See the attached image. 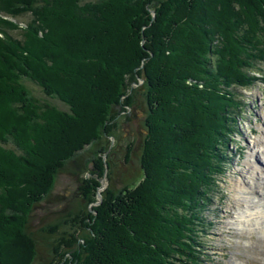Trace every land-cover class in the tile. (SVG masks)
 Listing matches in <instances>:
<instances>
[{"label": "trees", "instance_id": "16d2710c", "mask_svg": "<svg viewBox=\"0 0 264 264\" xmlns=\"http://www.w3.org/2000/svg\"><path fill=\"white\" fill-rule=\"evenodd\" d=\"M260 63L264 0H0V264H201L234 88L258 81ZM127 109L142 116L140 176L124 169L117 187ZM133 148L126 138L123 158ZM67 164L74 204L39 228L43 242L28 216Z\"/></svg>", "mask_w": 264, "mask_h": 264}, {"label": "rangeland", "instance_id": "374dc122", "mask_svg": "<svg viewBox=\"0 0 264 264\" xmlns=\"http://www.w3.org/2000/svg\"><path fill=\"white\" fill-rule=\"evenodd\" d=\"M149 12L150 17H153L154 11L149 8ZM27 18V14H22L17 16L16 19L21 23ZM12 34L18 35V31L13 30ZM141 43L142 40H140ZM259 66L262 75L258 81L244 88H234L240 99V110L237 112L235 126L229 134L228 149L226 150L222 172L216 175L213 188L208 194L209 202L204 210L205 221H208V226H205L206 230L204 234H201L204 244L201 264H264V216L257 213L253 214L254 210L244 212L246 208L243 204L245 202L250 209H252L253 204L247 202L242 197L243 194L234 188V183L239 179L255 183L258 191L257 196H249L247 194V198L249 200L252 199L251 197L254 200L260 199L258 203L261 206L258 207V210L264 209V187H262L264 178L249 174L247 172L248 164L246 163V160L252 157L253 162L256 161L257 165L264 168V156L262 153L264 152V63H260ZM136 78L137 80L132 82L134 86L142 81L140 76L137 75ZM22 81L29 92L39 101H46L59 108L66 109V105L62 101L46 95L30 79L24 77ZM135 113H139L140 116H133L128 109L124 111L123 114L127 115L128 120L126 123L128 124L123 125L122 129L127 128V134L129 135H125L121 140L116 139L120 143L119 148H117L119 151L114 154V160L116 161L114 184L117 187L125 182L122 180L125 174L124 169L129 171L126 175L128 173L132 174L130 181L132 183L136 182L140 176L137 159L138 151L135 145L138 140L135 137L138 135L137 129L141 126L140 119L142 116L139 111ZM110 138L111 140L113 139L112 137ZM126 138L128 140L132 139L134 143L133 152H131L129 158L126 157L128 161L123 158V144ZM8 146H11V144H8ZM253 149H255V152H253ZM102 158H104L103 154ZM70 167L71 165L67 164L57 172L49 194L33 207L28 216L26 231L35 237L37 235V238L41 236V241L43 242L47 241L45 236L47 231H40L39 228L48 224V222L50 224L56 217L65 215L66 212L72 210L75 197L72 191L76 186V181ZM256 172L258 171H255V174ZM262 176L264 177V173ZM99 182L100 184L95 190V201L88 204L89 206L99 202L97 201V192L100 200V190L108 182L107 175L103 174L100 176ZM236 191L239 192V195ZM61 193H65L66 197H59ZM241 199H244L245 202H239ZM60 208H62L61 213L58 211ZM241 212H243V217H247L246 221H240L242 219L240 217ZM250 212L260 217L254 221L250 215L247 216Z\"/></svg>", "mask_w": 264, "mask_h": 264}, {"label": "bare ground", "instance_id": "6f19581e", "mask_svg": "<svg viewBox=\"0 0 264 264\" xmlns=\"http://www.w3.org/2000/svg\"><path fill=\"white\" fill-rule=\"evenodd\" d=\"M264 137V136H263ZM254 150V151H253ZM252 151L253 152H255V149H253ZM260 151V150H259ZM258 151V152H259ZM257 152V151H256ZM260 153H261V151H260ZM263 153V156H264V152H262ZM263 159H264V157H263ZM253 160V158L252 157H250V158H248L247 160H246V163L248 164V170H247V172L249 173V174H251V175H258V177H260V178H264L263 176H262V174L264 173V168H262L261 166H259V165H257L255 162H253L252 161ZM255 171H258V172H256V174H255ZM262 183H263V185H262V187H264V180L262 181ZM256 187H257V185L255 184V183H253V182H247V181H245V180H243V179H239V180H237L235 183H234V188L235 189H237L241 194H243V196L242 197H244L245 198V200L247 201V202H249V203H252L253 205H252V209H250L249 208V205L247 206V204H246V202L244 201V199L242 200H240L239 202H245L244 204H243V206L245 205V210H244V212H248V211H250V210H254L253 211V214L254 213H257V214H261V216H264V209H260V210H258V207H260L261 206V204L260 203H258V202H260V199L259 200H254L253 199V197H251L252 199H248L247 198V196L249 195H251V196H257V194H258V191H257V189H256ZM238 191H236L237 193H238V195H239V192ZM248 194V195H247ZM251 212L250 213H248L247 214V216H251V219L252 220H254V221H256L259 217H258V215H253ZM240 217L242 218V219H240V221H246L245 219L247 218V217H243V212H241V214H240ZM239 224H241V223H239Z\"/></svg>", "mask_w": 264, "mask_h": 264}, {"label": "water", "instance_id": "95a60500", "mask_svg": "<svg viewBox=\"0 0 264 264\" xmlns=\"http://www.w3.org/2000/svg\"><path fill=\"white\" fill-rule=\"evenodd\" d=\"M97 195H98V199H97V201H99V193L97 192Z\"/></svg>", "mask_w": 264, "mask_h": 264}]
</instances>
